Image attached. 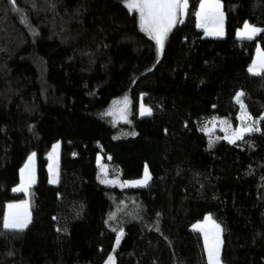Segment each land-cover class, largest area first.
I'll return each instance as SVG.
<instances>
[{
	"label": "trees",
	"instance_id": "16d2710c",
	"mask_svg": "<svg viewBox=\"0 0 264 264\" xmlns=\"http://www.w3.org/2000/svg\"><path fill=\"white\" fill-rule=\"evenodd\" d=\"M219 1L224 38L205 36L202 0H188L160 58L128 0H0V264H209L193 230L209 214L223 264H264V71H248L264 51V0ZM245 23L262 31L238 38ZM239 93L260 131L235 143L208 135L206 120L238 126ZM33 154L31 223L6 229ZM146 166V187L106 183L141 179Z\"/></svg>",
	"mask_w": 264,
	"mask_h": 264
},
{
	"label": "rangeland",
	"instance_id": "374dc122",
	"mask_svg": "<svg viewBox=\"0 0 264 264\" xmlns=\"http://www.w3.org/2000/svg\"><path fill=\"white\" fill-rule=\"evenodd\" d=\"M220 5H221V7L219 9V12L223 13V21H222L223 34L222 35L218 36V35H214V34H209L212 31L213 32L217 31V29L219 27L217 25V22H216L215 19L209 18L206 21H202L201 15H198V21H197L198 22V28L204 30L206 32V36H208V37H214V38L223 37L224 38L225 35H226L225 14H224V11H223V4L220 2ZM130 11L131 12H136L138 14L139 20H140V24H141L139 11L138 10H133V9H130ZM186 11H187V9H186ZM207 11H208V9L206 7L205 8V14H207ZM200 12H201V8H200L199 13ZM185 16H186V14L182 15L180 20L183 19ZM180 20H178V22ZM178 22L175 23V25L168 31V33H167V35H166V37L164 39V42H163L162 51L160 50V46L157 44L160 58L162 57L163 52H164L166 39H167L169 33L171 32V30L176 26V24H178ZM202 23H203V26H201ZM243 32H244V28L237 32V37L238 38H249V35L247 33L242 34ZM254 36H255V34H252L251 38L254 37ZM261 61H264V51L260 47H258L257 51H256V54H255V57H254V60H253V62L251 64V66H250V67H252L254 64L257 65V68H256L255 71L258 74H260V73H262L264 71V69H261L259 67ZM250 73L254 74L252 72H250ZM128 107H129V103L127 101L125 104L123 103L118 109H116V107L113 108V111L111 112V114L114 117L116 123L128 121V119H129V114L127 113L128 112ZM240 107L241 108H240V114H239V124H238L237 127H231L226 122L222 121L221 119L215 118V119L206 120L205 122H203L202 127H203L204 131L208 135H214V133L216 131H219V132H221L224 135V138L227 137L226 140L228 142H230V143H232L231 140L235 139V137L232 135V133H234V132H242L243 136H244L247 133L260 131L261 128H260L259 120L253 118L248 113V111L246 110V107L244 105L242 107L241 104H240ZM146 109H150L151 110V108H149V107L145 106L143 103H141L140 117H146V116L151 115V114H141ZM151 113H152V110H151ZM262 118H264V115H263ZM248 126H251L252 128L257 129V130L245 131V129ZM237 140H239V139H235V142ZM57 145H58V147H57ZM30 158L28 159L27 163L25 164L24 169L29 171V173L32 174L33 181H31L24 174L23 178H22V184H20L17 187V188H19L21 185H24V190L23 191H15V193H20V192L24 193L27 196V199L24 200V201H21V202L10 203L12 205H23L24 202H26V206H22V207H19V208H15L14 207V208H11V209L9 207H7L6 217L11 218L13 216H16V217H18L20 219H23L24 213L27 212V214H28V221L29 222L27 223V226L24 227L23 229H15V230L27 229L29 227L30 223H31V211H30L29 195H30V188L35 183L36 155H34V156L32 155ZM48 159H49V164H48L49 180H50L51 184L55 185V184H57L58 177H59V167H60V161H61V142H57V143L54 144V146H53V148H52V150H51V152H50V154L48 156ZM101 160L102 159H100V161ZM146 176L148 177V179L146 180L145 184L138 185V184L135 183L136 181L144 180ZM151 179H152L151 173L149 171L148 166H146L145 169H144L143 177L141 179H138V180H127V181L117 180V179H109L108 181H106V183L111 185V186H113V187H119L121 189L142 188V187H146L147 185H149V183L151 182ZM109 181H111V183H109ZM209 216L211 217V221L206 219ZM212 221H214L215 224L212 223ZM216 224H218V223L214 220L213 216L211 214H209V215H207L204 218L203 221H200V222L196 223L193 226V230L194 231L200 232L203 235L207 257H208V244L213 241V237L217 234V229L215 227ZM197 226H199V227H197ZM205 233H208V241L207 242L205 240ZM218 234H219V240H220L218 264H223L222 260H221L222 247H223V239H222L223 232H222L221 226H220V231H219ZM122 236L123 235H121V233L118 235L117 240H119V243L116 242L115 249H117L119 247V245H120V243L122 241ZM110 257L112 259L111 260L108 259L107 264H114L115 263L114 255H112ZM208 261H209V259H208Z\"/></svg>",
	"mask_w": 264,
	"mask_h": 264
},
{
	"label": "snow or ice",
	"instance_id": "6c2138e0",
	"mask_svg": "<svg viewBox=\"0 0 264 264\" xmlns=\"http://www.w3.org/2000/svg\"><path fill=\"white\" fill-rule=\"evenodd\" d=\"M12 4H15V0H11ZM127 7L133 10H138L141 19V27L144 31L148 32L152 38L156 41V43L160 46V50L163 49V42L168 33V31L175 25V23L180 20L182 15L186 14V9L188 7V0H128ZM207 7L208 11L205 14V8ZM221 5L219 0H202L200 4L201 12L197 13V15H201L202 21H206L209 18H213L216 20L217 25L219 26L217 31L210 32L209 34L214 35H222V21H223V13L219 12ZM182 22V20H180ZM203 26V23L201 24ZM262 31L254 26L249 25L248 23L244 24V32L242 34L247 33L249 38H251L252 34L259 33ZM259 67L264 69V61H261ZM257 65H253L248 69L249 72L254 74L256 73ZM243 93H239L236 96V100L243 107V102L241 97ZM141 114H151L150 109H146ZM257 129L248 126L245 131H254ZM232 135L235 139H243L242 132H234ZM227 139V137H225ZM235 139L231 140L232 143H235ZM58 147V145H57ZM35 154H33L34 156ZM31 159V158H30ZM110 159V157H109ZM27 167V166H26ZM23 172V170H22ZM148 177L146 176L144 180L136 181L135 183L138 185H143L146 183ZM111 183V181H109ZM127 183V182H126ZM24 185H21L19 188L13 189V191H23ZM22 206H26V202L23 205H8L11 208H19ZM207 220L211 221V217H207ZM28 214L24 213L23 219H20L16 216L11 218L6 217L3 222V227L6 229H23L27 226L28 223ZM212 223L215 224L214 221ZM199 227V226H197ZM217 229V234L213 237V241L208 244V259L209 264H218L219 257V231L220 226L218 224L215 225ZM123 235V233H121ZM205 240L208 241V233H205ZM119 243V240H117ZM112 258L110 257L109 260Z\"/></svg>",
	"mask_w": 264,
	"mask_h": 264
},
{
	"label": "crops",
	"instance_id": "0c3cea01",
	"mask_svg": "<svg viewBox=\"0 0 264 264\" xmlns=\"http://www.w3.org/2000/svg\"><path fill=\"white\" fill-rule=\"evenodd\" d=\"M200 11V9H199ZM213 32V31H212ZM148 33V32H147ZM149 34V33H148ZM258 33H255V35ZM205 36H206V32H205ZM208 37V36H207ZM210 38H214V37H210ZM219 38H223V37H219ZM25 174L26 177H28L31 181H33L32 179V174L29 173V171L25 170L24 172L21 171V176H23Z\"/></svg>",
	"mask_w": 264,
	"mask_h": 264
}]
</instances>
